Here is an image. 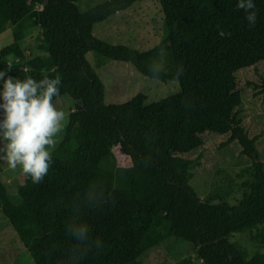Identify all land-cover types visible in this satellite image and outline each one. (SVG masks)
Returning <instances> with one entry per match:
<instances>
[{
	"label": "trees",
	"instance_id": "1",
	"mask_svg": "<svg viewBox=\"0 0 264 264\" xmlns=\"http://www.w3.org/2000/svg\"><path fill=\"white\" fill-rule=\"evenodd\" d=\"M79 1L0 0V34L13 31L12 42L0 51L4 79L59 76L54 102L64 95L75 101L44 180L33 184L23 175L15 191L0 180V211L33 262L70 264L68 250L76 242L66 225L80 205L79 222L103 247L91 248L79 264H144L146 254L170 241L195 246L193 256L174 264H264L261 135L251 136L244 124L245 92L239 88V73L264 62V0H254L258 14L252 27L238 0H160L164 32L147 51L110 44L94 30L149 0H108L86 12L78 8ZM34 28L40 30L36 52L27 53L23 44ZM220 30L230 37H220ZM161 49L164 71L154 78L150 68L161 62ZM89 53L98 68L108 61L130 63L146 77L178 81L181 91L152 104L139 93L126 103L108 105ZM250 85L264 94V79ZM206 133L228 135L221 147L235 143L241 156L251 159L237 175L241 198L235 204L229 200L231 187L202 199L191 185L202 155H187L204 147ZM115 148L130 158L121 176L105 167ZM90 187L104 192L94 207L84 204ZM244 233L263 251L249 256L231 240Z\"/></svg>",
	"mask_w": 264,
	"mask_h": 264
},
{
	"label": "rangeland",
	"instance_id": "2",
	"mask_svg": "<svg viewBox=\"0 0 264 264\" xmlns=\"http://www.w3.org/2000/svg\"><path fill=\"white\" fill-rule=\"evenodd\" d=\"M106 1L108 0H80L77 6L82 12H86ZM163 24L164 14L160 0H149L136 3L127 11L97 24L94 34L113 45L121 44L139 51H147L160 42L164 32ZM12 34V28L0 34V51L12 42ZM39 36L38 28L28 31L23 44L27 53L36 52ZM87 59L104 83L105 103L108 105L126 103L139 93L147 96L146 104H152L181 91L178 81L162 82L146 77L130 63L108 61L102 68H98V60L93 53H89ZM262 79H264V62L239 73V88L245 92L244 124L251 136L261 135L257 147L264 160V94H258L260 89L250 85L261 84ZM0 88H3V84H0ZM54 103L57 108L67 113L69 123V115L75 101L69 95H64ZM65 131L58 137L59 142L64 137ZM204 139L205 145L199 152L187 155L191 159L202 155L201 165L194 170L191 185L202 199L207 198L215 189L225 190L231 187L233 193L229 200L235 204L241 198V191L238 188L241 180L237 179V175L245 166L251 164V159L241 156V149L235 143L228 147H221L227 141L228 135L206 133ZM2 146L0 143V147ZM0 165L3 169L0 180L9 188V191H15L16 187L23 184L22 170L18 168L11 171L3 161H0ZM129 166L130 158L123 156L117 148L114 149V155L105 163V167L116 172L118 176H121ZM231 240L239 243L249 256L263 251V248L251 239L249 233L237 234ZM194 253V245L170 241L151 250L143 257V261L144 264H174L193 256ZM0 264H35L1 211Z\"/></svg>",
	"mask_w": 264,
	"mask_h": 264
},
{
	"label": "clouds",
	"instance_id": "3",
	"mask_svg": "<svg viewBox=\"0 0 264 264\" xmlns=\"http://www.w3.org/2000/svg\"><path fill=\"white\" fill-rule=\"evenodd\" d=\"M237 8L246 13L250 27L257 21V10L254 0H238ZM43 7L40 8L42 10ZM220 37L231 35L224 30L219 31ZM164 49H161V62L153 63L150 70L154 78L164 71ZM14 64L7 60V69ZM0 71L3 91L0 93L3 119L0 120V161L11 171L21 169L22 174L30 177L33 184L41 183L49 174L53 165V151L58 144V137L65 131L68 123L67 113L57 108L54 98L60 95L62 80L59 76H44L37 81L32 76L23 80L6 76ZM103 190L90 187L84 195V204L88 207L97 206L104 199ZM80 205L75 206L73 220L66 225V233L76 243L68 252L70 264H79L91 248L103 247L102 242L90 240V228L80 221Z\"/></svg>",
	"mask_w": 264,
	"mask_h": 264
}]
</instances>
